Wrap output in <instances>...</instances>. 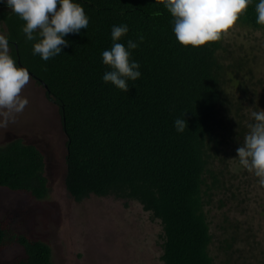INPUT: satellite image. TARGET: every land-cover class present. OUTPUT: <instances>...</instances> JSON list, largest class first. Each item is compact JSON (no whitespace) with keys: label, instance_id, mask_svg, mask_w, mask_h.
I'll use <instances>...</instances> for the list:
<instances>
[{"label":"trees","instance_id":"obj_1","mask_svg":"<svg viewBox=\"0 0 264 264\" xmlns=\"http://www.w3.org/2000/svg\"><path fill=\"white\" fill-rule=\"evenodd\" d=\"M74 2L84 8L88 27L66 35L68 46L47 61L33 54L39 37L26 39L24 21L11 9L0 12L16 66L45 85L46 97L58 106L67 191L76 201L94 194L140 204L160 224L162 264H245L236 246L241 223L228 211H245L255 201L254 186L264 189L236 153L254 123L252 111L264 109V88L258 91L264 55L236 49L225 35L200 47L181 45L170 12L155 0ZM258 3L252 0L236 24L263 33L256 23ZM122 24L129 31L118 42L138 43L130 51L141 72L128 81L127 92L102 79L111 70L102 52L112 46V27ZM178 118L187 121L183 132L174 127ZM1 187L44 199V152L21 138L0 144ZM213 210L219 212L216 221ZM13 243L24 256L0 264H54L45 241L16 232L5 220L0 249Z\"/></svg>","mask_w":264,"mask_h":264},{"label":"rangeland","instance_id":"obj_2","mask_svg":"<svg viewBox=\"0 0 264 264\" xmlns=\"http://www.w3.org/2000/svg\"><path fill=\"white\" fill-rule=\"evenodd\" d=\"M3 28L0 20V34ZM225 37L242 52L254 48L253 54L264 55L261 51L264 32L235 23ZM263 88L264 84L258 87L260 94ZM22 96L29 104L15 123L0 127V144L21 138L44 152L48 194L37 200L26 192L1 187L0 223L7 220L16 232L45 241L51 248L54 264H162L160 224L151 220L140 204L136 201L125 204L121 199L94 194L76 201L70 195L64 183L66 135L58 106L46 97L44 86L31 74ZM232 164L237 171L238 165ZM251 195L255 201L251 199L245 211L229 210L228 214L241 223L236 241V246L242 248L237 253L240 259L245 264L249 260L264 264V189L256 185ZM219 217V212L213 210L212 219L216 221ZM23 256L24 249L17 243L0 249V261Z\"/></svg>","mask_w":264,"mask_h":264},{"label":"clouds","instance_id":"obj_3","mask_svg":"<svg viewBox=\"0 0 264 264\" xmlns=\"http://www.w3.org/2000/svg\"><path fill=\"white\" fill-rule=\"evenodd\" d=\"M7 6L24 21L22 31L26 39L33 41V54L44 61L62 52L68 46L64 37L87 29L89 19L84 8L74 0H5ZM163 5L173 18V32L183 46L200 47L219 41L226 35L240 15L245 13L252 0H155ZM256 23L264 26V0L255 6ZM160 15L159 12L155 13ZM129 31L127 24L114 25L111 30L112 46L102 52L103 64L111 70L102 77L105 83L111 82L118 89L127 92L128 81L141 77L140 64L131 60V51L139 45L127 41V47L119 43ZM34 33L36 35H34ZM144 41V36H139ZM30 83V74L25 68L16 66L9 54L8 42L0 36V127L15 123L29 100L22 96L23 89ZM185 116V114H184ZM254 123L248 125L250 131L244 137L242 146L236 149L240 164L258 178L264 187V109L252 111ZM177 132L187 128V121L178 118L174 121Z\"/></svg>","mask_w":264,"mask_h":264},{"label":"flooded vegetation","instance_id":"obj_4","mask_svg":"<svg viewBox=\"0 0 264 264\" xmlns=\"http://www.w3.org/2000/svg\"><path fill=\"white\" fill-rule=\"evenodd\" d=\"M2 10H10V8L7 6L6 2L4 0H0V12ZM3 23V22H2ZM4 25V24H3ZM3 34H0L2 36Z\"/></svg>","mask_w":264,"mask_h":264},{"label":"water","instance_id":"obj_5","mask_svg":"<svg viewBox=\"0 0 264 264\" xmlns=\"http://www.w3.org/2000/svg\"><path fill=\"white\" fill-rule=\"evenodd\" d=\"M18 63L20 64V62L18 61ZM21 68H23V67H21ZM30 73V72H29ZM30 74H32V73H30ZM44 88H46V86L44 85Z\"/></svg>","mask_w":264,"mask_h":264}]
</instances>
